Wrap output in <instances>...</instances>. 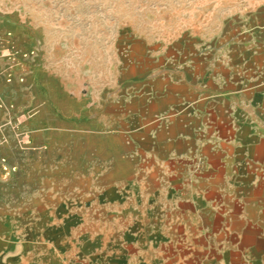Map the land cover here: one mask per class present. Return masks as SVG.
Wrapping results in <instances>:
<instances>
[{"label":"rangeland","instance_id":"rangeland-1","mask_svg":"<svg viewBox=\"0 0 264 264\" xmlns=\"http://www.w3.org/2000/svg\"><path fill=\"white\" fill-rule=\"evenodd\" d=\"M1 22L26 92L0 264H200L214 214L264 208V0H0Z\"/></svg>","mask_w":264,"mask_h":264},{"label":"crops","instance_id":"crops-1","mask_svg":"<svg viewBox=\"0 0 264 264\" xmlns=\"http://www.w3.org/2000/svg\"><path fill=\"white\" fill-rule=\"evenodd\" d=\"M3 23H0V151H6L11 146L16 148L15 142L13 143V141H16V133H12L9 127L12 123L11 109H17L21 106L26 92V85L22 82L20 76L26 64L23 58L24 55L17 48L10 52V39L12 40V37L9 38L5 35L6 31L3 30L5 24ZM13 44L17 46L15 42ZM261 75H264V72ZM260 92L264 94V89ZM28 126L26 128L32 135L33 143H41L44 139L43 132L45 129L43 126H35L34 124ZM55 130H60V128H55ZM210 221L212 225L214 222V227L211 228L210 226L209 229L200 230L194 238L200 244H197L196 248H191L192 253L206 254L205 259L207 262L201 259L200 264H211L209 261H214L215 232L218 241L222 242L219 244L221 246L218 245L215 250L218 259L220 260L222 255L225 256L226 253L230 254L227 261L226 256L224 257V263L222 264L246 262L250 253L253 250H258V246L255 245L253 239L260 235L262 225H264L263 207L256 215L248 214L245 211H234L224 215L214 214ZM172 248L167 249L164 253V255H170V258L168 257L167 261L162 264H183L175 257V252H179V250L176 247ZM258 252L260 253V250ZM258 255V258H260L261 254ZM190 258L188 256L186 261L189 262Z\"/></svg>","mask_w":264,"mask_h":264}]
</instances>
